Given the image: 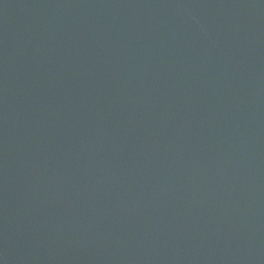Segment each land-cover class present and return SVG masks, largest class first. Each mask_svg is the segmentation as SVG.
Listing matches in <instances>:
<instances>
[{
    "label": "water",
    "instance_id": "water-1",
    "mask_svg": "<svg viewBox=\"0 0 264 264\" xmlns=\"http://www.w3.org/2000/svg\"><path fill=\"white\" fill-rule=\"evenodd\" d=\"M0 264H264V0H0Z\"/></svg>",
    "mask_w": 264,
    "mask_h": 264
}]
</instances>
